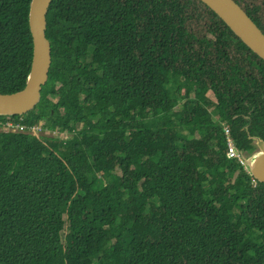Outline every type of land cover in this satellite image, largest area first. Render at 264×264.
Instances as JSON below:
<instances>
[{
  "label": "trees",
  "instance_id": "trees-1",
  "mask_svg": "<svg viewBox=\"0 0 264 264\" xmlns=\"http://www.w3.org/2000/svg\"><path fill=\"white\" fill-rule=\"evenodd\" d=\"M235 1L264 33V0ZM29 3L0 0L2 93ZM45 35L39 102L0 119L67 136L0 129V264H264V183L223 130L245 157L264 140V60L201 0H52Z\"/></svg>",
  "mask_w": 264,
  "mask_h": 264
},
{
  "label": "water",
  "instance_id": "water-1",
  "mask_svg": "<svg viewBox=\"0 0 264 264\" xmlns=\"http://www.w3.org/2000/svg\"><path fill=\"white\" fill-rule=\"evenodd\" d=\"M52 0H30L28 25L32 37V58L25 85L20 90L0 92V115H22L39 102L41 88L51 64L50 42L45 35L46 13ZM230 30L264 60V33L235 0H201ZM258 152L244 157L251 175L264 183V140L254 137Z\"/></svg>",
  "mask_w": 264,
  "mask_h": 264
},
{
  "label": "built area",
  "instance_id": "built-area-1",
  "mask_svg": "<svg viewBox=\"0 0 264 264\" xmlns=\"http://www.w3.org/2000/svg\"><path fill=\"white\" fill-rule=\"evenodd\" d=\"M43 121H40L38 123L33 124H27L24 123L19 117V119H6L2 120L0 119V129L4 131H19V132H25V133H32V134H42L45 132V128L42 124ZM224 134L226 137V155L228 158H236L238 161H240L242 164L245 165V168H247L245 159L243 155L240 153V151L236 148L234 140L232 139L230 135V129L228 125H223Z\"/></svg>",
  "mask_w": 264,
  "mask_h": 264
},
{
  "label": "rangeland",
  "instance_id": "rangeland-1",
  "mask_svg": "<svg viewBox=\"0 0 264 264\" xmlns=\"http://www.w3.org/2000/svg\"><path fill=\"white\" fill-rule=\"evenodd\" d=\"M206 96L208 99H212L213 100V97H212V94L210 91H206ZM212 105L211 104H208V108H211ZM64 117L61 115V116H57L53 119H50V121L53 123V126H55L56 129L54 130H45L44 135H60L61 137H66L67 134L65 132H61V130H59V126L60 124L62 123ZM147 139L150 140V137H148ZM152 145H154V143H152ZM258 152V148H255L254 149V152L253 153H256ZM145 190H148V186L145 187ZM61 263L62 264H76L74 260H72L71 258H69L67 255H65L64 253L62 254V259H61Z\"/></svg>",
  "mask_w": 264,
  "mask_h": 264
}]
</instances>
